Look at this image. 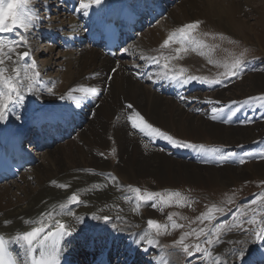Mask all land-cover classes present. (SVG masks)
Masks as SVG:
<instances>
[{
    "label": "bare ground",
    "instance_id": "bare-ground-1",
    "mask_svg": "<svg viewBox=\"0 0 264 264\" xmlns=\"http://www.w3.org/2000/svg\"><path fill=\"white\" fill-rule=\"evenodd\" d=\"M73 1L76 5L74 12H70L69 7L58 12L49 7L43 9V22L29 36L31 56L35 60L39 56L46 58L44 65L37 69L41 76L55 67L59 69L62 66V69L60 73L56 70L55 78L48 73L46 77H42L38 93L25 95L23 107L10 115L6 122L0 123V137L4 130L9 132L14 127H23L37 119L59 115L71 120L73 129L70 131V138L65 142L57 143L36 154L37 162L27 169L26 175L20 172L18 182L15 179L8 185L0 184V235L9 238L19 230H28L20 217H36L47 211L50 205L65 200L78 189L89 188L93 184L104 185V178L94 173H110L118 178L124 189L128 185L139 187V183L144 182L148 185L154 183L168 191L192 185L204 189L223 188L248 176L264 178L262 162L249 164V169L246 170L239 167V160L245 157L240 155L243 149L235 152V160L217 162L212 152L201 155L190 149L174 148L161 139L150 141L138 129H133L127 120L128 115L139 112L148 123L170 135L174 134L181 140L197 145L202 144L208 149L216 148L203 143L207 140L212 145L222 147L220 149L224 152L238 146L251 147L256 141L259 142L264 137V123L259 122L253 126L242 123L249 119L246 108L250 107H243L233 117L235 122L226 124L210 119V108L213 105L205 101L219 100L221 104L216 106L226 107L231 101H244L252 95L264 92V73L255 74L241 84L235 82L232 86L228 85L214 93L213 88L195 82L177 87L156 76L153 80H148L144 75L139 78L137 76L138 73L161 71L160 67H150L146 61L140 60L142 53L148 56L176 55L175 50L181 48L180 43L173 42L167 49H161L160 45L171 32L184 24L201 21L202 26L207 29H221L234 34L240 32L242 19L238 15L253 0H174V4L178 1L179 15L169 12L168 6L164 17L156 20L160 23L138 33L135 40L122 50L120 58L116 57L114 60L104 56L101 49L88 40L87 35L91 32L90 20L94 18L95 11L104 5L115 6L123 0H104L100 6H94L88 15L77 11L79 0ZM143 1L145 0H133L136 3ZM64 7L65 4L63 9ZM44 22L47 26H41ZM53 29L57 32H53ZM55 34L60 37V41L64 38L63 45L61 42L59 44L64 50L60 55V64H51V44L48 43V52L44 56L43 52H38L35 48L38 39L54 41L57 39ZM192 35L195 36L194 32ZM77 41L80 44L78 47ZM185 47L188 50L181 51L180 58L170 60L169 66L177 72L180 68L186 69L185 75H195L196 63L205 56L200 54L205 50L199 48L192 51V46ZM24 50L26 49H19ZM121 59H126V62H119ZM88 88L96 89L100 95L84 99L82 105L77 107L69 99V92L76 89L77 91L71 93L72 96L83 98L84 93L79 90ZM202 92L209 94L202 95ZM181 96L187 99H181ZM193 97L197 99L193 100ZM128 104L133 108L128 109ZM16 115L20 116L19 120ZM77 117H80L79 122H76ZM67 142L69 144L66 149H61V145ZM257 145L259 143L252 145L254 151L257 150ZM113 148L116 149L115 153H112ZM39 158L41 163H38ZM205 158L207 162H204ZM82 169L93 171H80ZM53 180L58 183L70 182L71 186L67 190L58 189L51 184ZM107 183L106 188L82 194L81 199L86 202V206H72L76 215L84 219L76 225L77 231L73 236L67 238L71 243L65 242L67 247L63 255L74 263L88 264L91 259H97L102 252L110 249L113 262L119 264L130 259L134 264H155L154 258L162 255L167 256L170 264H183L180 263L184 259L182 252L175 257L170 249L173 243L170 244L168 239L161 240L160 235L157 237L160 241L159 247L151 248L148 253L134 242L148 230L147 221H159L160 216L150 207L133 212L134 205L123 199L127 192L118 191L111 182ZM100 208L105 211L99 214L109 215L112 217L110 221L91 218ZM117 215L122 219L117 220ZM6 219L12 221L7 227L4 226ZM63 220L67 224L74 223L71 217H63ZM85 225L92 227L85 228ZM221 238L222 243L213 249V255L220 257L223 264H247V250L262 260L260 262L258 259L256 264H264V243L260 247L262 242L256 241L253 235L233 228ZM238 249H243L242 258L233 255Z\"/></svg>",
    "mask_w": 264,
    "mask_h": 264
},
{
    "label": "snow or ice",
    "instance_id": "snow-or-ice-1",
    "mask_svg": "<svg viewBox=\"0 0 264 264\" xmlns=\"http://www.w3.org/2000/svg\"><path fill=\"white\" fill-rule=\"evenodd\" d=\"M104 0H79V8L77 11H82L84 15L94 6H100ZM47 7L45 0H0V123L8 120L9 116L23 107L26 94L38 93L40 85L42 84L41 74L37 70V62L31 56V49L29 46V36L35 30L37 25L43 22V8ZM201 21H194L192 23L184 24L178 27L175 31L171 32L168 37L160 45L161 49L169 48L173 42L181 44V48L176 49L175 56H168L161 54L160 56H148L143 53L140 55V60L146 61L149 66H158L161 71L158 73L145 72L137 74L146 76L148 80H153L154 76L159 79L168 81L169 84L176 85L177 87H184L193 82L214 88L215 86L226 87L234 77H239L243 74L245 67L244 57L247 50L235 56L231 63L218 64V67H223L224 71L219 73L215 78H208L197 75H185L186 69L180 68L177 72L175 68H170L169 61L180 58L181 51H187L186 45L192 46V51H197L199 48L205 47L202 41L198 40L192 33L200 27ZM204 36H209L208 32L203 33ZM213 39L215 37L213 36ZM221 39H224L221 36ZM19 49H26L19 51ZM127 51V49H126ZM204 55L203 52L200 53ZM165 61L161 63V61ZM209 64L214 61L209 59ZM140 67V65H137ZM115 71V69L113 70ZM155 82V81H154ZM51 91V89H49ZM77 91L72 89L69 92V99L77 106L80 107L84 99L98 97L100 92L94 88L80 89L84 93V97L72 96V92ZM63 98V97H62ZM181 99H187L181 96ZM193 100L197 99L195 97ZM205 103L212 104L210 108V119L213 121L222 120L223 123L230 124L233 117L245 106L255 109L256 107L264 108V95L248 97L244 101H231L229 105H220L221 101H205ZM239 104L240 107L233 108V105ZM128 109H132L131 104L127 105ZM19 120L20 116L16 115ZM127 120L131 123L133 129H138L140 133L149 137L150 141L161 139L167 142L170 146L177 149H190L198 154H206L212 152L215 154L217 162H228L235 160L237 154L229 151L224 152L220 148H205L204 145L190 143L184 140L175 139L172 135L162 131L158 127H154L148 123L145 118L139 113L134 112L127 116ZM242 123H251V120L243 121ZM145 147H148L145 144ZM116 149H112L115 153ZM253 153L244 152V156L251 157ZM264 159V151L255 154ZM204 162H207L205 158ZM239 163H245L244 159H240ZM83 172H91L93 170L82 169ZM102 176L106 183L104 185L93 184L89 188H82L74 191L71 195L57 204L49 206L47 211L41 212L38 216L25 219L20 217L23 224L28 230H19L14 235L6 238L0 235V264H61L63 254L68 241V237H72L77 231L76 225L83 221L82 216L76 215L72 210V206L85 205L86 202L81 199L82 194L100 190L102 187H107L111 182L118 191H126L127 195L123 197L126 203L133 204V212L140 209L141 205L150 206L153 209L163 210V207L171 206L173 200L179 205L181 202L187 203V198L182 196L178 191H168L165 193L142 191L139 187L128 185L126 189L123 188L118 182V178L109 174L94 173ZM51 184L58 189L67 190L71 183H58L56 180L51 181ZM149 202L151 204L149 205ZM230 199L228 203H232ZM47 203V202H44ZM258 205L257 208L251 209L253 215L247 219H241L248 215L247 212L241 210L234 212L232 215L233 224L229 226L228 231L233 228L236 230L253 235L256 241L264 242V219H257V215L264 213V192L257 194L251 201L250 205ZM58 209V211H57ZM104 208L98 209V212L92 214L93 220H103L108 222L112 219L109 215H100L104 212ZM219 212L223 214L224 208L213 206L208 210L207 214L198 217L201 222L204 220L211 222L215 219L213 213ZM63 217H71L74 221L72 224L64 222ZM117 220L122 219L121 216H116ZM167 220L171 221V228L177 229L183 225L177 224L173 221V216L168 215ZM225 222H221L211 227H202L198 231L193 229L191 232L185 233L180 236L178 240L174 241L172 247L179 248L180 252L185 257L193 258L188 260V264H193V261L198 257L203 264H223L220 257L213 255V249L222 243L221 233L225 230ZM12 224L11 220H5L4 226ZM245 225L253 226L251 228ZM92 227L85 225V228ZM168 225H161L158 221L149 219L147 221V229L138 241H134L145 253H148L151 248H158L160 241L157 237L161 234V229L167 231ZM195 236V243H185L186 239L190 236ZM201 237L204 239L201 240ZM231 242V241H229ZM163 251V249H160ZM199 254V256H198ZM233 255L243 256V249H238ZM155 264H170L167 256L156 257Z\"/></svg>",
    "mask_w": 264,
    "mask_h": 264
},
{
    "label": "rangeland",
    "instance_id": "rangeland-1",
    "mask_svg": "<svg viewBox=\"0 0 264 264\" xmlns=\"http://www.w3.org/2000/svg\"><path fill=\"white\" fill-rule=\"evenodd\" d=\"M177 2L169 10V12L175 15L177 14L179 15V12L177 13V10H178ZM45 3L47 4V7H44V8L49 7L55 12L68 9L67 7L66 9L61 8L60 10H57L54 7L53 0H45ZM61 6L62 5L60 4L58 8H60ZM238 18L240 20L242 19L241 20L242 26L240 28V32H237L236 34L230 33L229 31H223L221 29L219 30L207 29V27L202 26V23L200 24V27L194 31L195 37L198 40L202 41V43L205 45V47H203V50H205L204 51L205 56L202 55L204 57H202L200 61H197L198 63H196V66H195L196 68L195 70L197 72L195 71L196 72L195 75L198 74L197 76L208 77L210 79L215 78L216 76L219 75V73L224 71L223 67L217 66L218 64L231 63L232 59L235 56L239 55L241 52H244L245 50L247 51L244 57L245 67L243 69V74L239 77H234L229 82H227L226 87H228V85L232 86L235 82L237 83L239 82L241 84L245 80L250 79L255 74L264 73V0H253L251 4L249 3L246 6L243 13L238 15ZM158 23H160V21H156L154 25ZM41 26H47L46 22H44L43 25ZM53 32H57V30L53 29ZM204 32H208L210 35L204 36L203 35ZM213 36L215 37V39H213ZM221 36H223L224 39H221ZM56 40L59 42H58L57 47L55 45L52 46L53 47V52H52L53 60H51V64H54L56 62H59L58 64H60V61H61L60 55H61V52L64 51L62 48L59 47L60 37L57 36ZM51 42H54V41L52 40ZM48 43L51 44L50 41ZM35 48H37L38 52H43V56L46 55L48 52V45L46 46L45 43L42 41V39L41 40L38 39L36 41ZM209 59L215 60L218 63L209 64L208 63ZM45 61H46V58L39 56L36 59L37 69H40V67L44 65ZM118 61L126 62V59H121ZM59 67H60L59 69L55 67V69L48 71L47 72L48 75H51L52 78H55L56 70H59V73H60V70L62 69V66H59ZM46 74H43L41 76V80H43V78L46 77ZM226 87L223 88L222 86L221 87L215 86V88H213L214 89L213 93L216 91H221L225 89ZM201 94L207 95L209 93L202 92ZM260 95H264V92L257 93L252 96H260ZM253 120H251V123H248V124L244 123V125L253 126L259 122L264 123V117L259 118L254 121ZM172 136L175 139H179L174 134ZM203 143L204 144L206 143V145L209 144V146L213 144L212 142L207 141V140L203 141ZM68 144H69L68 142L63 143L61 145V149H66ZM247 144H250V143H247ZM231 147H234V146H231ZM262 151H264V149H262L260 152ZM244 160L246 163L240 164L239 167L244 168L245 170L249 169V166H250L249 164L257 163V162L264 163V160L256 159L253 157H247ZM41 162L42 160H40L39 158L38 163H41ZM239 167H236V168H239ZM22 175H26V173H23ZM16 180L18 182L19 178ZM12 182H14V180L11 182H8L7 184L4 183L1 185H8L9 183H12ZM139 188L142 191L147 190V191L161 192V193H165V191L167 190V189H162L161 187H158L154 183H151L150 185H148L144 182L139 183ZM172 191L180 192L182 196L187 198V203L181 202V204L178 205L176 201L173 200L171 206L163 207L162 211L158 209H153L150 206L146 207L145 205H141L140 207L141 209L143 207L152 208L160 216L161 220H159L158 222L161 225H168L167 231H164L163 229H161L160 237H161V240L168 239L170 244L174 243V241L178 240L179 237L184 235L185 233L191 232L193 229H196L198 231L202 227H211L212 225L225 222V221L227 223L225 225V230L222 232L223 234L221 233V236L228 234L230 232L228 231V227L233 224L232 215L234 212L243 210L248 213L247 216L241 217V219H247L253 215L251 209L257 208L258 205H251L250 208L247 206L250 205V201L257 194L264 192V178L248 176L246 179H243L241 181L232 182L223 188L215 187L213 189H204V188L197 187V186L195 187L192 185L186 188L179 187L176 189H172ZM230 199L233 201L232 203H228ZM150 204L151 202H149V205ZM213 206H216L218 208H224L225 212L223 214L219 212L213 213V215L215 216V219L211 222V224L207 220H204L203 222H201V220H199L198 217H201L202 215L207 214L208 210L211 209ZM168 215H172L173 221H175L179 225H183V227L172 229L171 228L172 222L167 220ZM257 219H264V213L257 215ZM245 227H249V226L247 225ZM203 239L204 238L201 237V240ZM195 242L197 241L195 240L194 235L188 237L185 241V243H195ZM162 246L165 247V245L163 244ZM171 250H172L171 253L175 254V257H178V254L180 252L179 248L173 249L172 247ZM246 252L244 254H246L245 260L247 264H256V261L258 259L260 262L262 261L254 253L252 254V252H249L248 250ZM184 259L181 260L180 263L188 264L189 257L184 256ZM198 262H200V260L197 257L193 263H198Z\"/></svg>",
    "mask_w": 264,
    "mask_h": 264
}]
</instances>
